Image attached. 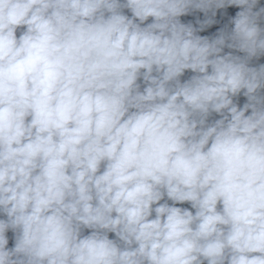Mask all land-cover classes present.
<instances>
[{"label":"clouds","instance_id":"obj_1","mask_svg":"<svg viewBox=\"0 0 264 264\" xmlns=\"http://www.w3.org/2000/svg\"><path fill=\"white\" fill-rule=\"evenodd\" d=\"M0 264H264V0H0Z\"/></svg>","mask_w":264,"mask_h":264}]
</instances>
